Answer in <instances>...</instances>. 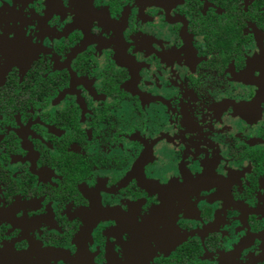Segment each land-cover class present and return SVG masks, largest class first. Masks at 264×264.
I'll use <instances>...</instances> for the list:
<instances>
[{"label":"flooded vegetation","instance_id":"1","mask_svg":"<svg viewBox=\"0 0 264 264\" xmlns=\"http://www.w3.org/2000/svg\"><path fill=\"white\" fill-rule=\"evenodd\" d=\"M29 249L264 264V0H0V250Z\"/></svg>","mask_w":264,"mask_h":264},{"label":"water","instance_id":"2","mask_svg":"<svg viewBox=\"0 0 264 264\" xmlns=\"http://www.w3.org/2000/svg\"><path fill=\"white\" fill-rule=\"evenodd\" d=\"M0 264H48L47 253L36 249L25 252L0 250Z\"/></svg>","mask_w":264,"mask_h":264}]
</instances>
